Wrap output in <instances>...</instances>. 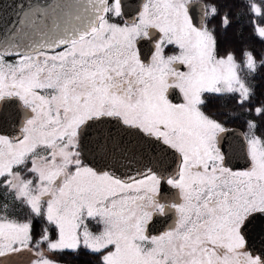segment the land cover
<instances>
[{"label":"snow or ice","instance_id":"6c2138e0","mask_svg":"<svg viewBox=\"0 0 264 264\" xmlns=\"http://www.w3.org/2000/svg\"><path fill=\"white\" fill-rule=\"evenodd\" d=\"M7 7L16 15L5 19L0 0V110L15 106L19 121L0 129V264L81 250L95 264H264L248 231L264 217V104L251 105L264 54L242 44L238 57L228 34L234 9L262 16L260 5ZM215 100L245 114L243 166L221 150L230 113Z\"/></svg>","mask_w":264,"mask_h":264},{"label":"trees","instance_id":"16d2710c","mask_svg":"<svg viewBox=\"0 0 264 264\" xmlns=\"http://www.w3.org/2000/svg\"><path fill=\"white\" fill-rule=\"evenodd\" d=\"M259 1V0H256ZM260 0V7L262 4ZM255 20L257 24L264 25V15L262 16H253L251 13L247 12L246 9H234L233 23L228 30L229 40L231 41L232 47L237 49V56L239 57V48L240 46L246 45L254 50V54L257 56V59L261 58V55L264 54V41H261L258 37L254 35L252 21ZM256 85V95L252 98L251 105L259 106L264 104V70H261L257 73L254 81ZM214 104L220 105L223 104L225 107L222 109L225 112L230 114H241L245 115L240 109L235 108L234 105L228 100H215ZM249 107V105H245ZM245 117H235L229 118V121L235 122V124L243 127ZM244 128V127H243ZM39 227V223L36 225ZM89 256L93 257L94 255L81 250L79 253L66 252L63 255H57L54 259L58 262H63L66 264H84L81 261L89 260ZM80 259V260H79ZM93 259V258H92Z\"/></svg>","mask_w":264,"mask_h":264},{"label":"water","instance_id":"95a60500","mask_svg":"<svg viewBox=\"0 0 264 264\" xmlns=\"http://www.w3.org/2000/svg\"><path fill=\"white\" fill-rule=\"evenodd\" d=\"M11 3V0H4V6L6 11L4 18L13 17L16 15V9L14 7L8 8L7 5ZM130 11L132 8H128ZM242 132L240 129H230L225 134L224 139L221 142L222 151L232 158L233 164L245 165L246 161L242 156ZM250 235V250L256 254L264 252V217H257L249 225L248 228Z\"/></svg>","mask_w":264,"mask_h":264},{"label":"flooded vegetation","instance_id":"af4514ba","mask_svg":"<svg viewBox=\"0 0 264 264\" xmlns=\"http://www.w3.org/2000/svg\"><path fill=\"white\" fill-rule=\"evenodd\" d=\"M138 3H139V0H126V4L128 8H132L131 10H133L138 5ZM142 47H143V50L147 52L151 48V44L145 43L142 45ZM241 116L245 117V115L234 113V114H230L229 117H225V118L229 119V118H235V117H241ZM18 121H19V113L17 112L15 106L9 105L3 108L2 110H0V129H5V130L11 129L14 125L18 123ZM226 126L228 127L229 130L236 128V129H240L242 134L244 132V128H243L244 124H243V127L242 126L240 127L239 125L235 124V122L229 121V123ZM166 187L167 186H165V188ZM162 226H163V221L157 224V228H161ZM84 251L89 253L87 250H84ZM95 260H96L95 256L93 257L89 256V260L86 259V261L83 260L81 262H83L84 264H95ZM60 263H63V262H60Z\"/></svg>","mask_w":264,"mask_h":264},{"label":"rangeland","instance_id":"374dc122","mask_svg":"<svg viewBox=\"0 0 264 264\" xmlns=\"http://www.w3.org/2000/svg\"><path fill=\"white\" fill-rule=\"evenodd\" d=\"M254 2L259 5L260 0L259 1L254 0ZM261 9H262V11H264V1H262ZM262 26H264V25H262ZM90 227H93V230H95V225L94 224L90 225ZM28 258L29 257H28L27 253H22L19 256L7 258L5 264H27ZM56 262H57V264H66V263H60L58 261H56Z\"/></svg>","mask_w":264,"mask_h":264}]
</instances>
